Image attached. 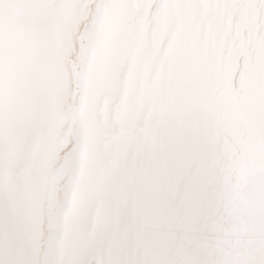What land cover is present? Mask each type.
<instances>
[{"label": "bare ground", "instance_id": "obj_1", "mask_svg": "<svg viewBox=\"0 0 264 264\" xmlns=\"http://www.w3.org/2000/svg\"><path fill=\"white\" fill-rule=\"evenodd\" d=\"M0 264H264V0H0Z\"/></svg>", "mask_w": 264, "mask_h": 264}]
</instances>
